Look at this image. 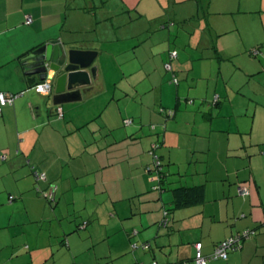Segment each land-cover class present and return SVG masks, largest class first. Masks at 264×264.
Returning a JSON list of instances; mask_svg holds the SVG:
<instances>
[{"label":"crops","instance_id":"0c3cea01","mask_svg":"<svg viewBox=\"0 0 264 264\" xmlns=\"http://www.w3.org/2000/svg\"><path fill=\"white\" fill-rule=\"evenodd\" d=\"M84 1L88 3L83 4L82 0H0V92L19 94L13 104L2 107L0 114V154L5 156L4 159L0 156V237L4 230L11 232L17 227L21 240L28 242L15 251L16 256L21 257L11 258L8 263L195 264L197 242L202 243L203 253L208 255L219 241L254 229L256 234L245 238L241 247L230 251L226 260L217 259L208 264H264V141L259 143V148L246 149L245 155L241 150L247 146L245 142L242 146L240 142L231 141L232 127L228 135L219 134L216 131L226 130L213 128V114L205 112L204 116L210 119V131L217 133L221 140L218 156H213L210 138L213 133L206 136L207 129L201 130L195 125L189 128L188 116L201 110L205 102L197 106L195 102H188V97L178 92L179 84L171 81L172 73L170 89L166 87V76L151 80L144 89L136 86L137 95H142L134 99L140 110L126 113L116 110L114 122L105 119L101 127L108 131L102 142L94 140L96 144L91 147L82 143L72 150L71 146L67 149L65 144L60 145V129L64 130L65 123L86 124L97 117L96 109L76 114L96 87L92 86L84 95V101L63 104V116H57L56 107L49 109L46 104L49 94H40L34 88L41 80L27 73L24 58L48 42L95 49L66 33L69 30L67 19L93 14L87 13L91 0ZM27 16L33 18L32 23L26 22ZM180 66L179 71L184 72ZM52 77L53 72L49 79ZM96 82L92 85L97 86ZM173 85H177L176 88ZM220 103L219 100L215 106ZM161 106L176 109L175 116L165 121L159 110ZM127 117L134 118V123L132 120L125 124ZM203 121L199 125L207 124ZM161 139L158 153L168 172L163 187L158 186L151 174H146L149 168L146 165L151 162L148 150L154 141ZM70 159L75 160L73 166ZM194 159L201 162L202 167L182 168ZM66 160L77 178L76 183L78 179H96L97 174L87 175L103 170L102 183L107 184L106 170L117 165L123 168L121 179L127 172L128 175L139 172L140 184L125 193H110V211H105L97 221L91 215L87 220L79 219L81 213L74 203L71 213L75 214L66 224L60 223L59 231L50 232L44 244L35 237L31 242L25 236L23 225L36 221V215L45 217L50 210L62 213ZM37 172L43 173L45 178H38ZM71 184L74 189L76 184ZM194 185H203L204 199L173 209V189ZM242 187L249 190L248 195L240 193ZM44 190L51 193V200ZM43 197L49 202L56 200L55 209ZM166 216L167 224L164 223ZM84 221L87 224L81 228ZM53 235L61 237L63 248H56L57 252L52 249V255L46 253L43 262L40 256L44 245H52ZM11 244L3 240L0 245L9 249ZM135 244L137 247L133 248ZM4 258H0L1 264H7Z\"/></svg>","mask_w":264,"mask_h":264},{"label":"rangeland","instance_id":"374dc122","mask_svg":"<svg viewBox=\"0 0 264 264\" xmlns=\"http://www.w3.org/2000/svg\"><path fill=\"white\" fill-rule=\"evenodd\" d=\"M82 2L88 3L84 0ZM91 2V5L87 4L91 6L87 13L91 11L93 14L67 19L69 30L66 33L67 36L87 42L98 52L95 59L99 72L97 86L92 85L96 88L91 90L93 92L89 100L76 111L80 115L82 111L96 109L97 117L86 124L76 121L65 123L64 130L60 129V145L65 144L67 149L71 146L72 150L73 147L82 146V143L91 147L96 144L94 140L102 142L108 131L101 127L105 125V119L114 122L116 110H123L124 113L140 110V105L134 101L142 96L137 95L136 86L144 89L151 80L166 76V87L170 89L171 72L166 70L164 64L170 61L169 54L174 50L179 52V58L172 61L179 79L178 92L193 100L195 106L205 102L201 110L188 116L191 122L188 127L194 128L195 125L200 126L201 130L207 129L209 132L206 136L213 133L210 131L211 123L208 122L210 119L204 116L207 112L209 114L206 115L213 114V128L224 127L226 130L216 131L219 134L228 135L232 127L231 141L240 142L242 146L245 142L247 146L241 149L245 155L246 149L261 146L259 143L264 141V0ZM198 10L200 17L196 15ZM178 64L184 72L179 71ZM176 86L173 85L174 88ZM217 98L221 101L220 106H215ZM193 102L190 101L191 104ZM129 120L127 117L124 123L129 124ZM131 120L134 123L135 119ZM203 120L207 124L199 125ZM210 138L211 151H214L212 155L218 156V144L221 141L219 135L213 133ZM159 148L155 150L157 155H160ZM150 156L151 162L146 168L155 167L153 155ZM70 160L73 166L75 160ZM68 161L65 191L61 199L62 213L50 210L45 217L36 215V221L23 225L25 236L31 242L35 237L44 244L50 232L59 231L60 223L66 224L75 214L71 213L74 211V203L81 213L79 219L87 220L91 215L97 221L105 215V211H110V193H125L140 184L139 172H130V175L127 172L126 177L121 179L123 168L117 165L106 170L107 184L102 183L103 170L87 175L97 174L96 179H78L76 183L77 178L73 176ZM197 161L194 159L192 163L183 164L182 168L193 170L202 167V163ZM151 176L158 183L154 170ZM71 183L76 184L75 190L71 188ZM44 199L55 209L56 200L49 202ZM21 236L17 227L11 232L4 230L0 244L3 240L13 243L9 249L1 248L0 245V258L8 259H3L5 263L9 264V260L21 257L16 256L15 251L18 246L28 243L23 242ZM53 238L55 240L52 245H44L40 256L43 262L46 253L52 255V249L57 252L56 248H63L61 237L53 235ZM44 264H50V261Z\"/></svg>","mask_w":264,"mask_h":264},{"label":"water","instance_id":"95a60500","mask_svg":"<svg viewBox=\"0 0 264 264\" xmlns=\"http://www.w3.org/2000/svg\"><path fill=\"white\" fill-rule=\"evenodd\" d=\"M97 56L98 52L93 49L48 42L31 51L24 61L27 73L38 76L41 81L53 72V90L46 101L52 109L83 100L99 77Z\"/></svg>","mask_w":264,"mask_h":264},{"label":"trees","instance_id":"16d2710c","mask_svg":"<svg viewBox=\"0 0 264 264\" xmlns=\"http://www.w3.org/2000/svg\"><path fill=\"white\" fill-rule=\"evenodd\" d=\"M199 13H200V11H198V13H196V15L198 16V17H200L199 16ZM174 51V50H173ZM172 51V52H173ZM176 53H177V57H178V52L177 51H175ZM169 57H170V61L169 62H166L164 65H165V68H166V70L167 71H170L171 73H172V79H171V81L173 82V83H175V84H179V79H178V76H177V70L175 69V66L173 65V63H172V61L173 60H175V59H177V57H171V52H170V54H169ZM167 63H170L171 64V68L170 69H168L167 67H166V64ZM38 83V82H37ZM36 85V84H35ZM34 85V86H35ZM35 88V87H34ZM37 91V90H36ZM38 92V91H37ZM39 93V92H38ZM15 94V93H14ZM41 94V93H40ZM219 98V97H218ZM216 99V104L219 102V99ZM190 99L188 98V102H190V101H192L193 102V100H190ZM160 113L163 115V117H164V119H165V121L167 120V119H170V118H172V117H174L175 116V114H176V109H174V108H167V107H164V106H161L160 107ZM132 122V120L130 119L129 120V123H131ZM126 123H127V121H126ZM155 124H151V126H154ZM150 126V127H151ZM162 144V139L161 140H156V141H154L152 144H151V146H150V150H149V153L151 154V155H153V158H154V168H151V167H149L147 170H148V173L149 174H151V171L152 170H154L155 172H156V174H157V177H158V186L159 187H163V185H164V181H165V179H166V177L168 176V172L165 170V163H163V160H162V158H161V156L160 155H157L156 154V152H155V150L158 148V147H160V145ZM154 179H156V177L154 178ZM45 191H47V190H44L43 192H44V194H45ZM173 192H174V205H173V209L174 208H180V207H186V206H189V205H193V204H196V203H198V202H201L203 199H204V197H205V190H204V187H203V185H194V186H178V187H175L174 189H173ZM46 195V197H48V199L49 200H51V196H50V194L49 195H47V194H45ZM166 212V214H168V211L166 210L165 211ZM165 221H166V224H167V222H168V219H167V216H166V218L164 219ZM85 223V222H84ZM84 223H82L80 226H81V228H83V227H85L86 226V224H87V222H86V224L84 225ZM251 231H254V233L253 234H256V230H252V229H250ZM243 232V231H242ZM241 232V233H242ZM240 234V233H239ZM250 236V235H249ZM245 238H247V237H244V238H242L241 239V244H242V241L245 239ZM220 242V241H219ZM240 244V245H241ZM136 245V247H137V244H135ZM216 246V245H215ZM196 247V246H195ZM133 248H135V247H133ZM215 248V247H214ZM240 248V247H239ZM239 248H237V249H239ZM236 249V250H237ZM203 250V249H202ZM1 264V263H0Z\"/></svg>","mask_w":264,"mask_h":264},{"label":"built area","instance_id":"2783aa9c","mask_svg":"<svg viewBox=\"0 0 264 264\" xmlns=\"http://www.w3.org/2000/svg\"><path fill=\"white\" fill-rule=\"evenodd\" d=\"M33 18L31 16L26 17V22L28 24L32 23ZM171 57H177V53L175 51L171 52ZM166 67L168 69L171 68V64L167 63ZM35 89L44 95L50 94L52 91V79H46L43 81H40L36 83L34 86ZM19 96V94H8L5 92H0V114L2 113V107L6 104H13L15 99ZM56 111L60 116H63V109L62 106L58 105L55 106ZM1 158L4 159L5 156L1 155ZM38 178L44 179L45 175L43 173H36ZM240 193L242 195H248L249 190L246 187L240 188ZM45 194L49 195L51 194L48 190L45 191ZM10 199H13V196H10ZM166 224V221H164ZM86 222L84 223V225ZM254 231L251 230H244L242 233L230 236L224 240H221L218 242L211 254L205 255L203 253V246L201 242H197L195 244L196 246V253H195V264H208L210 261L217 260V259H223L226 260L229 256L230 251L236 250L237 248L241 247V239L244 237H249V235H252ZM133 247H136V245H133Z\"/></svg>","mask_w":264,"mask_h":264}]
</instances>
